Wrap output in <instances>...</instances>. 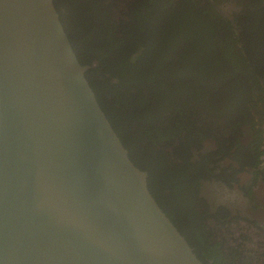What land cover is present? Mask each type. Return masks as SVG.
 I'll list each match as a JSON object with an SVG mask.
<instances>
[{
    "label": "trees",
    "instance_id": "1",
    "mask_svg": "<svg viewBox=\"0 0 264 264\" xmlns=\"http://www.w3.org/2000/svg\"><path fill=\"white\" fill-rule=\"evenodd\" d=\"M228 1L54 0L130 159L148 173L156 201L206 264L213 257L204 255L209 245L202 242L213 231L211 224L209 231L195 227L209 209L201 183L239 185L247 168L257 166L250 146L242 144V127L260 106L254 94L264 98V0H244L248 17L238 24L240 32L215 10L213 2ZM256 114L263 117L264 110ZM229 216L223 208L212 217L224 225ZM262 243L228 246L214 264H264ZM236 252L249 262L240 263Z\"/></svg>",
    "mask_w": 264,
    "mask_h": 264
},
{
    "label": "water",
    "instance_id": "2",
    "mask_svg": "<svg viewBox=\"0 0 264 264\" xmlns=\"http://www.w3.org/2000/svg\"><path fill=\"white\" fill-rule=\"evenodd\" d=\"M54 0H0V264H206L101 108Z\"/></svg>",
    "mask_w": 264,
    "mask_h": 264
},
{
    "label": "flooded vegetation",
    "instance_id": "3",
    "mask_svg": "<svg viewBox=\"0 0 264 264\" xmlns=\"http://www.w3.org/2000/svg\"><path fill=\"white\" fill-rule=\"evenodd\" d=\"M243 2L244 0H229L228 2L220 5L213 2L216 5L215 10L223 17H229V20L239 32L241 30H239L238 24L246 20L244 15L248 17V13L243 9ZM245 3L247 2L245 1L244 4ZM236 18H239L237 22H235ZM231 63L235 68H239L241 66V64L234 59ZM245 74L250 75L248 72ZM252 84H255L254 79L252 80ZM252 90L253 93L255 91L260 92L258 91V87L255 89L253 88ZM254 97L257 103L256 106H260L255 108L252 111L253 116L247 118V122L245 121L244 126L242 127L245 136L241 141L242 144L250 146L252 154H254L257 159V166L255 168H247V173L240 176L241 181L239 185H229L224 181L201 183L200 194L201 197L207 201L209 209L206 214V218L199 219V221L196 222L195 227H197V229L206 227L207 231H209L208 226L211 224L210 231H213V234L211 233L213 236L210 239L208 236L204 237L202 242L203 245H209V247L205 246L202 249V251H204V255H210L213 257L208 260V264H214L216 256L226 254L228 252L226 251L228 246L235 250V247L237 248L238 245L240 246L243 242L251 243L252 245L253 237L251 236L252 233L250 230L255 228L258 230L259 228L264 227V115L261 117L256 114L257 111L262 112V110H264V107L261 104L264 102V98L263 96L257 97L255 94ZM230 163L231 162L228 161V164ZM246 176H248L249 180H245V182L244 178ZM206 189L209 193H214V195H216L214 202L209 201L204 196ZM260 206H262V209ZM223 208L228 210L230 214L228 219V221H230L224 225L214 221V218L212 217L217 215V213H219V211ZM170 214L179 226L177 213L172 212ZM219 218L226 221L224 215ZM213 222L219 224V226L213 225ZM231 232L235 233V236L231 235ZM224 235L227 236L223 237ZM224 238H226L227 242ZM218 249H222V251L216 252ZM235 254L237 255V259H241L240 263L249 262V259H245L248 257L247 254L242 253V256L241 252H236Z\"/></svg>",
    "mask_w": 264,
    "mask_h": 264
},
{
    "label": "rangeland",
    "instance_id": "4",
    "mask_svg": "<svg viewBox=\"0 0 264 264\" xmlns=\"http://www.w3.org/2000/svg\"><path fill=\"white\" fill-rule=\"evenodd\" d=\"M247 140V139H246ZM245 180H249V178H248V176H246L245 178H244V181ZM246 182V181H245ZM204 196L209 200V201H212V202H214L215 201V196L216 195H214V193H209L208 191H207V189H206V192H204ZM262 196V195H261ZM262 206H260V208H261ZM262 209V208H261ZM264 209V208H263ZM262 230H264V227H262V228H259L258 230L255 228V229H252V230H250V232L252 233L251 234V236L253 237V239H252V242H253V246H256V245H260V246H262L263 247V243L262 242H264V231H262ZM247 232H249V231H247ZM249 232V233H250ZM255 238V239H254Z\"/></svg>",
    "mask_w": 264,
    "mask_h": 264
}]
</instances>
